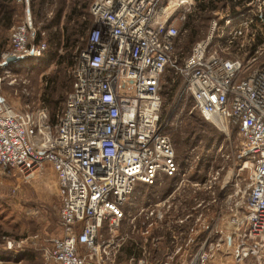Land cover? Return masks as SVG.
<instances>
[{"label":"built area","instance_id":"2783aa9c","mask_svg":"<svg viewBox=\"0 0 264 264\" xmlns=\"http://www.w3.org/2000/svg\"><path fill=\"white\" fill-rule=\"evenodd\" d=\"M16 1L25 7L24 21L12 30L4 66L12 58L39 60L48 50L36 40L30 1ZM195 5L196 0H95L94 25L61 114L53 121L45 107L24 112L0 98V166L26 177L49 166L58 179L65 234L45 252V264L109 258L115 242L101 241L104 228L113 237L132 217L127 209L137 185L154 187L163 178L175 180L173 190L138 216L146 226L157 214L168 235L177 241L189 231V240L161 264H226L228 258L264 264V0H225L181 65L174 57L177 23ZM169 69L205 121L236 132L239 183L233 195L216 197L215 178L184 180L161 119V83ZM246 170L248 179L241 177ZM186 188L192 189L189 197L183 196ZM204 193L206 207L197 197ZM231 203L230 213H223ZM123 264L149 263L133 257Z\"/></svg>","mask_w":264,"mask_h":264},{"label":"rangeland","instance_id":"374dc122","mask_svg":"<svg viewBox=\"0 0 264 264\" xmlns=\"http://www.w3.org/2000/svg\"><path fill=\"white\" fill-rule=\"evenodd\" d=\"M29 1L36 40L47 43L48 50L39 60L22 62L29 63L26 67L18 64V61L6 62L4 66L2 55L10 46L13 28L24 21L25 7L16 0H0V98L14 109L24 112L45 107L54 121L63 110L66 96L72 87V70L94 25L90 7L95 0ZM198 4L185 15L184 20L177 23L180 36L176 40L174 57L181 65L190 56L193 47L206 37L214 13L218 11L200 15ZM74 10L81 13L78 25L75 24L77 19L68 21ZM189 15L194 16L191 21ZM58 16L60 23L56 27ZM187 22L189 28H186ZM81 24L83 27H80ZM68 35L71 37L69 43L66 39ZM175 81L178 82L179 94L167 97ZM181 88L180 77L172 69L167 70L161 83L164 100L161 119L167 124L165 131L174 144L177 160L185 172L184 180L214 181L215 178L212 192L215 191L216 197L225 192L227 196L233 195L235 185L239 183L236 171L238 163L235 160L239 138L235 131L229 130L226 133L205 121L194 110L191 98L182 93ZM220 169L223 171L216 179ZM248 176V170L241 173L242 178L248 179ZM174 181L163 178L154 187L137 185L132 203L127 209L131 218L136 220L132 222L130 218L124 221L113 237L106 226L101 233V241L112 239L115 246L110 249L109 258L101 257V262L94 258L92 264H123L133 257L145 258L149 264H161L169 256L173 257L180 246L188 244V229L176 241L174 236L168 235L167 230H163L168 228L159 224L157 214L149 220L146 225L148 229L143 225L145 219L138 216L141 209L150 206V209L155 208L159 200L169 190H173L171 187ZM225 183L228 184L225 191L220 190ZM240 187H244L243 182ZM184 190L183 196H191L192 189ZM197 197L198 202H204L205 207L208 205L209 197L206 193ZM234 205L231 203L224 207L223 213H230ZM60 207L58 179L51 167H45L33 177H26L0 166V264H45V252H50L55 241L62 239L65 234L60 227ZM219 208L216 206L213 211ZM189 226L191 229L190 223ZM219 262L220 259H215L210 264ZM225 263L234 264L229 258ZM174 264H178V261Z\"/></svg>","mask_w":264,"mask_h":264},{"label":"trees","instance_id":"16d2710c","mask_svg":"<svg viewBox=\"0 0 264 264\" xmlns=\"http://www.w3.org/2000/svg\"><path fill=\"white\" fill-rule=\"evenodd\" d=\"M224 2L225 0H196V3H199L198 6H197V10L200 11V15L202 14H209L208 12H212L214 10H218V9H221L223 6H224ZM43 5V4H42ZM81 16V13H78L77 10H74L70 16H69V22H72L74 21L75 19H77L75 21V24L78 25L79 23V18ZM193 15H189V21H191L193 19ZM59 19H60V16H58L56 22H55V26L58 27L59 26ZM80 24V23H79ZM80 27H83V24L80 25ZM190 25H189V22L186 23V28H189ZM57 39H59L58 37H56ZM70 35H68V37L66 38L67 39V42L69 43L70 42ZM181 79V78H180ZM182 81V80H181ZM177 89H178V82H174L173 86L171 87L170 91L168 92V95L167 97H173V95L175 93H177ZM162 92V90H161ZM163 94V93H162ZM164 96V95H163ZM50 97V96H49ZM164 102V100H163Z\"/></svg>","mask_w":264,"mask_h":264},{"label":"water","instance_id":"95a60500","mask_svg":"<svg viewBox=\"0 0 264 264\" xmlns=\"http://www.w3.org/2000/svg\"><path fill=\"white\" fill-rule=\"evenodd\" d=\"M17 61H18L17 59L12 58V59H10V60L8 61V63H13V62H17Z\"/></svg>","mask_w":264,"mask_h":264},{"label":"bare ground","instance_id":"6f19581e","mask_svg":"<svg viewBox=\"0 0 264 264\" xmlns=\"http://www.w3.org/2000/svg\"><path fill=\"white\" fill-rule=\"evenodd\" d=\"M18 64H23V65H22L23 67H26V66L29 65V63H18ZM22 66H21V67H22Z\"/></svg>","mask_w":264,"mask_h":264}]
</instances>
